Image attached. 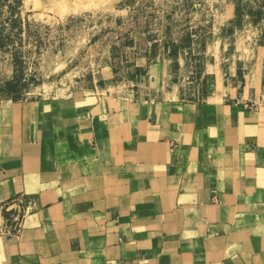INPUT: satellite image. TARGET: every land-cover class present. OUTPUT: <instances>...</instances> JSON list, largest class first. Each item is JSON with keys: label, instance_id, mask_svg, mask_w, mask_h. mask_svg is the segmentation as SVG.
Returning a JSON list of instances; mask_svg holds the SVG:
<instances>
[{"label": "crops", "instance_id": "obj_1", "mask_svg": "<svg viewBox=\"0 0 264 264\" xmlns=\"http://www.w3.org/2000/svg\"><path fill=\"white\" fill-rule=\"evenodd\" d=\"M227 61L190 101L0 105V264H264L262 70Z\"/></svg>", "mask_w": 264, "mask_h": 264}, {"label": "rangeland", "instance_id": "obj_2", "mask_svg": "<svg viewBox=\"0 0 264 264\" xmlns=\"http://www.w3.org/2000/svg\"><path fill=\"white\" fill-rule=\"evenodd\" d=\"M228 59L261 65L264 90V0H0L3 106L175 84L190 101Z\"/></svg>", "mask_w": 264, "mask_h": 264}, {"label": "trees", "instance_id": "obj_3", "mask_svg": "<svg viewBox=\"0 0 264 264\" xmlns=\"http://www.w3.org/2000/svg\"><path fill=\"white\" fill-rule=\"evenodd\" d=\"M14 87H15L14 83H8L7 84V88H9V89L14 88Z\"/></svg>", "mask_w": 264, "mask_h": 264}, {"label": "built area", "instance_id": "obj_4", "mask_svg": "<svg viewBox=\"0 0 264 264\" xmlns=\"http://www.w3.org/2000/svg\"><path fill=\"white\" fill-rule=\"evenodd\" d=\"M16 228H19V226H20V221L17 219V222H16ZM15 226H14V228H15Z\"/></svg>", "mask_w": 264, "mask_h": 264}]
</instances>
